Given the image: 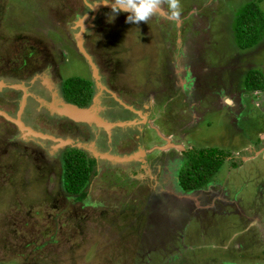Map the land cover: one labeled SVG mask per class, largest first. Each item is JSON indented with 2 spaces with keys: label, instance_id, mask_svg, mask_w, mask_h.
<instances>
[{
  "label": "rangeland",
  "instance_id": "374dc122",
  "mask_svg": "<svg viewBox=\"0 0 264 264\" xmlns=\"http://www.w3.org/2000/svg\"><path fill=\"white\" fill-rule=\"evenodd\" d=\"M79 2L6 0L0 21L3 52L10 49L5 44L8 40L19 41L18 37L24 36L19 49L24 45L38 51L37 55L41 50L49 59L44 78L55 82L58 74L62 84L66 79L89 81L87 63L71 40L69 7L75 3L80 9ZM248 3H257L264 16V0H178L180 17L186 16L180 39L171 37L173 21L155 20L152 15V20L133 24L125 22V15L111 20L106 15L95 18L89 29L98 24L94 31L98 39L83 44L96 55V65L108 58L99 55L98 47L110 53L125 49L126 54L132 53L134 58L121 54L120 71L115 76V83L120 82L126 93L152 90L160 94L173 68H187L194 75L196 87L189 95L196 103L191 111L197 115L182 113L186 107L180 103L182 94L176 91V98V92L169 90L166 94L171 99L159 102L163 113H156V132L162 140H154L151 134V141L141 149L151 161L162 163L160 155L166 153L165 144L169 143L162 134L171 133L168 122L187 133L172 157L180 159L178 166L184 158L179 153L187 145L220 151L228 161L222 160L209 178L210 193L184 188V194L173 198L169 187L173 184L179 189L175 180L171 181L178 166L172 174H163L162 180L167 181L154 184L150 180L157 182L155 176L162 175L163 169L154 174L161 168H152L148 162V168L136 176L140 187L135 189V178L125 176L117 167L100 166L87 186L88 198L72 203L60 194L61 163L50 160L52 144L39 141L43 150L28 146L21 155L17 147L4 144L0 133V264H264V34L243 50L234 38L236 12ZM160 8L164 15H155L166 17L168 0H161ZM162 30L168 35L151 41ZM165 51L168 62L176 66L158 72ZM16 53L19 56L21 52L9 54ZM249 70L261 74L262 89L246 88ZM99 75H103L102 68ZM211 102L214 105L206 111ZM0 110L6 113L11 109L0 105ZM32 125L44 131L45 138L63 136L49 123L33 120ZM67 137L80 142L83 136ZM144 182L150 186L143 187ZM216 195L231 205H223ZM164 196L171 204L162 205Z\"/></svg>",
  "mask_w": 264,
  "mask_h": 264
},
{
  "label": "flooded vegetation",
  "instance_id": "af4514ba",
  "mask_svg": "<svg viewBox=\"0 0 264 264\" xmlns=\"http://www.w3.org/2000/svg\"><path fill=\"white\" fill-rule=\"evenodd\" d=\"M80 6L78 9L75 7V3H71L69 7L70 15H72V20L70 21V32H71V40L74 41L73 32L71 30L72 24L75 22L77 18L85 14L86 12L91 13V10L85 5L83 0H79ZM98 1V0H97ZM89 2V0H87ZM92 2V1H90ZM2 4H7L6 0H1L0 3V21H1V15H2ZM11 4H8V10L10 8ZM75 8V9H74ZM6 10V9H5ZM10 12L7 13L9 15ZM110 14V10L106 8H99L97 10L98 15H94L95 18H103L106 16V14ZM126 16L127 13L117 12L114 18H120L122 16ZM158 15V16H157ZM154 14L153 19H163L169 21H173V32L171 34L172 36L182 37L183 35V29H184V18L186 16L180 17V19L177 20H170L167 19V16L165 17H159L160 15ZM151 16L148 18L150 20ZM4 16V20H6ZM152 20V18H151ZM97 21V19H96ZM180 21V25H178V22ZM141 22H136L137 24ZM152 22V21H151ZM186 24V23H185ZM159 27V26H158ZM98 28V24L94 26L91 31L89 29L85 32L84 40H86V43L88 40L92 38L98 39L97 33H94L95 29ZM76 30V29H75ZM94 33V34H93ZM147 33V32H146ZM168 31L162 30V33L156 36V39H151V41L156 42V40H159L158 36H164L167 34ZM147 35V34H146ZM168 35V34H167ZM7 36V35H6ZM86 36V37H85ZM170 36V34H169ZM17 37V36H16ZM4 36L0 35V40H3ZM19 41L23 42L25 39L24 36H19ZM16 39H10L5 44L10 46V49L7 51L2 50V47H0V105L9 107L11 110L6 112V114L12 119V120H6L2 116H0V120H2L5 124L0 123V133L4 136L3 142L8 143L9 147H17L20 152L23 155V152L28 151V146L36 147L41 150L43 148L41 145H38L39 141L44 142L47 141L49 143L50 149L53 150V156L50 159L53 163H57L58 165L61 163V157L62 153L67 148H75L78 150H81L85 152L90 158L94 160L95 169L98 171V168L103 166L104 168H109L111 170H115L114 167H117L125 173L127 177L135 178L133 181L137 184H134V189L137 188V186L140 187V184L138 183V180L136 176L140 171L144 172V167H147V163H152V168H161V169H155V173L157 171H161L163 169L162 175L166 174H172L174 170H176L177 161L180 159L174 158L172 160V157L174 156L175 152H179V150L176 149L177 146H179L180 143L184 140V137L187 133H182L180 131V128H176L173 123L167 122V127L171 130V133H168L166 135L161 134L164 136L165 140H169L168 145L165 144L167 147V150L164 151L163 155H160L162 157V163L160 161H151L150 158H147V155H143L142 159L139 158L137 160H130L128 162L120 163L111 161L108 159H102L100 157H96L89 149L88 146L91 142L95 145V150L98 153H108L110 155H117V152H121L122 155H130L137 153L139 149H143L144 143H147L148 141H151V134L154 136V140H162V137L157 134L156 130L158 131L155 122L157 121L158 117H156L157 112H162L158 109L159 102L165 101L166 103L171 99L166 93L173 89L175 92H180L181 99L180 103H185L186 107H184L181 112H191L192 116L194 117L197 115L196 113L192 112L191 109L195 106V102H193L190 99L189 94H194V88L196 87L197 80L194 79V75H191L189 73V70L187 68H177V69H171V74L167 75L166 77V84H163L160 94L157 92H153L150 90L149 92H139L134 91L132 93L127 92L126 90L122 89L120 87V82L115 83V76L117 73H119V65L120 59L119 57L121 54L126 57L128 54L130 58H134L132 53L126 54L127 49H125L123 52L118 53L115 51L114 53H110L106 51L104 48H99L98 51H100V56H108L107 59L104 61L101 60L100 66L99 64L96 65V60H94V55L92 50H90L87 46L84 48L87 51V53L92 57L93 63L96 66V72H103V79H101L100 75L97 73L98 81L96 82L95 78L93 77L92 71L90 67L88 66V72H89V81L91 83L92 87V97L90 101V105L93 104V99L98 96L100 99V106L101 110L98 112L99 116L103 119L111 122L114 124V126L110 129V134L106 132L105 129L102 127H98L95 124H88V123H78L71 121L70 119L63 118L57 115H50L48 112V104L52 101V97L59 98L66 102L65 97L63 95V84L60 81V78L56 72V77L53 79L55 82H52L51 80L47 79L48 82L45 83L42 81V74L45 76L47 73V69H45V65L49 62V59H46V56L42 53L41 50H39V55L36 54L35 49L29 48L27 46H21V49H19V42ZM85 43V44H86ZM75 44V41H74ZM84 44V43H83ZM20 50V55H10L9 53L12 51ZM137 50V49H136ZM97 51V52H98ZM129 51V50H128ZM135 52V51H134ZM161 52V51H160ZM164 54L162 58V65L158 68V72H161V69L165 66H171L173 65L172 62H168L167 60V54L166 51L162 52ZM30 54L32 56H30ZM135 54V53H133ZM48 55V54H47ZM157 54H155L156 56ZM16 56V57H15ZM10 58H14V60H11ZM130 61V59L126 58ZM51 60V59H50ZM99 63V61H98ZM176 66V65H173ZM101 67V68H100ZM207 71L206 69H204ZM128 73V72H127ZM48 74V73H47ZM126 74V73H125ZM38 75V77L31 82V79ZM152 75L151 71L149 74L150 78ZM129 76V75H125ZM52 78V76H50ZM113 80V81H112ZM97 83L100 84L101 92L99 86ZM113 84V87H116L117 89H113L111 86ZM111 89V90H110ZM114 90V91H112ZM141 90V89H139ZM52 92V93H51ZM176 92V98L178 97ZM224 101V100H223ZM222 100H220L221 103H224ZM67 103V102H66ZM213 102L208 104L206 111H209L210 108L213 106ZM86 106V107H88ZM229 106V105H228ZM157 107V110H156ZM2 110V109H1ZM174 112H178L176 109ZM155 114V117L152 118L151 116ZM160 114V113H159ZM168 117H166L167 120ZM37 120L39 122H42L43 124L49 123L53 125L54 127L58 128L57 130L63 134V136H60V138L57 137V141H54L52 138L49 137H41L40 135L44 134V131L39 130L37 127L32 125V121ZM16 121H19L21 123L22 128H20ZM153 121V123H152ZM152 126V128H150ZM25 128H31L34 132L30 133L26 131ZM175 130V131H173ZM40 134V135H39ZM67 136H77V137H83L81 138L80 142L77 140H74L71 144H66L61 146L60 140H66L68 138ZM93 140V141H92ZM86 141V143H84ZM88 143V144H87ZM86 144V145H85ZM161 145V143H159ZM264 149V148H263ZM212 151L215 155V158L217 160H224L228 161L227 157L221 155L220 151H217L213 148H195L193 145L186 146L185 149H182L180 151V156L183 155L184 158L182 159V163L180 166H178L177 172L174 176L171 177V181L175 180V183L178 184L179 189H175L172 186L169 187L170 189V195L173 198H176L177 193L184 194V188L180 185V178L179 173L180 170L183 168V162L186 158L191 157H197V156H204L208 155L207 152ZM48 153V152H47ZM162 153V152H161ZM182 153V154H181ZM121 155V156H122ZM44 158V157H43ZM141 159V160H140ZM49 160V159H48ZM49 160V161H50ZM165 163H168L165 165ZM164 164V165H163ZM234 167V166H233ZM160 174V172H159ZM155 176L157 182L155 180H150L154 184H157L158 182L164 183V180L167 181L166 178L163 179L164 175L162 176ZM170 181V180H169ZM204 186H199L196 188H190L189 190H195L199 189L200 191L204 189L206 192L210 193V188L212 187V183L210 181H207ZM61 188V178L58 182V187ZM142 186H150L148 182H144ZM172 189L176 190V192H173ZM141 190V189H140ZM62 191V190H61ZM173 192V193H171ZM61 195L64 196V198L69 199L70 201L73 200L72 203H75L78 201L79 203H83L88 197V193H86L84 200H78L75 195L67 194L62 191L60 192ZM151 195L152 193L149 192ZM152 199V198H151ZM162 199L165 201L162 203V205H166L170 202L169 197L164 196ZM216 200L220 201L223 205H231L227 199L219 198L216 195ZM172 202V201H171ZM170 202V204H171ZM198 204V203H197ZM169 205V204H168ZM191 208V207H190ZM209 207H203V210L208 209Z\"/></svg>",
  "mask_w": 264,
  "mask_h": 264
},
{
  "label": "trees",
  "instance_id": "16d2710c",
  "mask_svg": "<svg viewBox=\"0 0 264 264\" xmlns=\"http://www.w3.org/2000/svg\"><path fill=\"white\" fill-rule=\"evenodd\" d=\"M234 20V38L237 46L243 50L255 45L264 34V16L257 3H248L236 12ZM249 70L245 74V86L255 91L262 89L263 78L260 73ZM253 82V84H252ZM256 89V90H258ZM63 95L67 103L78 107L90 104L92 87L90 81L84 79H67L63 82ZM191 157L187 159L184 168L180 170V185L185 189L204 185L219 169L221 160L215 158L214 153ZM94 160L85 152L67 148L61 157V190L64 193L75 195L78 200H84L87 186L95 176Z\"/></svg>",
  "mask_w": 264,
  "mask_h": 264
},
{
  "label": "water",
  "instance_id": "95a60500",
  "mask_svg": "<svg viewBox=\"0 0 264 264\" xmlns=\"http://www.w3.org/2000/svg\"><path fill=\"white\" fill-rule=\"evenodd\" d=\"M83 2L89 8V10H91V13H90V11L86 12L85 14H83L82 16L77 18L75 20V22L72 24L71 30L74 31L73 37H74L75 45L77 47L78 52L84 58L87 65L90 67L92 74H93V77L95 78V80L97 82L98 76H97V72H96V66L93 63L92 57L87 53V51L85 50V48L83 46L84 35H85V32L94 25L93 24L94 22H92V21H94V15L96 14L97 9L106 8V9L110 10V8L107 5L101 4L100 3L101 0L95 1V2H87L86 0H83ZM160 15H162V14H160ZM79 24H82V25H79ZM37 77H38V75L33 77L31 79V82H33ZM44 77L45 76L42 74V78H41L42 81L47 83L48 80ZM97 85L99 86L98 88H100V89L102 88V86L100 87L99 83H97ZM100 110H101V106H100V99L98 96H96L93 99V104L88 106V107H78L74 104L66 103L63 100L56 98V97H52V101L48 104V112L50 115H57V116L67 118V119H70L71 121L78 122V123H88V124L93 123L98 127H102L103 129L106 130V132L108 134H110V129L114 126V124L103 119L102 117H100L98 114V112ZM0 116L5 118L6 120H12L5 112H3L1 110H0ZM16 124L20 128H22V126H23V125H21V123L19 121H16ZM25 129H26V131H28L30 133L34 132L31 128H25ZM40 136L45 137V135H40ZM53 140H55V139H53ZM55 141H57V140H55ZM59 142H60V145L63 146L66 144H71L73 141L70 139H66L65 141L60 140ZM159 148L160 147H158V149ZM88 149L96 157H100L102 159L104 158V159H108V160L120 162V163L128 162V161L134 160V159L137 160L139 158H142L144 155V151H142V149H139V151L137 153L130 154V155H122V156L110 155L108 153H98L95 150V145L93 142H91L89 144Z\"/></svg>",
  "mask_w": 264,
  "mask_h": 264
},
{
  "label": "clouds",
  "instance_id": "9594fccd",
  "mask_svg": "<svg viewBox=\"0 0 264 264\" xmlns=\"http://www.w3.org/2000/svg\"><path fill=\"white\" fill-rule=\"evenodd\" d=\"M100 3L110 8V14H106L109 20L113 19L117 12L127 13L125 16L126 23L134 24L138 21H145L156 13L164 14L160 8L161 0H101ZM168 9V19H179L178 0H168Z\"/></svg>",
  "mask_w": 264,
  "mask_h": 264
},
{
  "label": "bare ground",
  "instance_id": "6f19581e",
  "mask_svg": "<svg viewBox=\"0 0 264 264\" xmlns=\"http://www.w3.org/2000/svg\"><path fill=\"white\" fill-rule=\"evenodd\" d=\"M79 25H82V24H79Z\"/></svg>",
  "mask_w": 264,
  "mask_h": 264
}]
</instances>
